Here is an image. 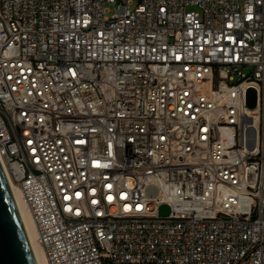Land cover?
Returning <instances> with one entry per match:
<instances>
[{"label":"built area","instance_id":"obj_1","mask_svg":"<svg viewBox=\"0 0 264 264\" xmlns=\"http://www.w3.org/2000/svg\"><path fill=\"white\" fill-rule=\"evenodd\" d=\"M0 160L48 264H264V0H0Z\"/></svg>","mask_w":264,"mask_h":264},{"label":"water","instance_id":"obj_2","mask_svg":"<svg viewBox=\"0 0 264 264\" xmlns=\"http://www.w3.org/2000/svg\"><path fill=\"white\" fill-rule=\"evenodd\" d=\"M249 108L257 105V94L250 89L247 96ZM167 205L161 214H169ZM0 264H38L24 221L20 214L12 186L0 160Z\"/></svg>","mask_w":264,"mask_h":264},{"label":"bare ground","instance_id":"obj_3","mask_svg":"<svg viewBox=\"0 0 264 264\" xmlns=\"http://www.w3.org/2000/svg\"><path fill=\"white\" fill-rule=\"evenodd\" d=\"M13 193H14L20 214H21L22 219L24 221V225H25L27 234L29 236L32 248L34 250L37 262H38V264H48L43 249L37 244V242L35 240V230H34V225H33L32 219L30 218L29 214L23 209L22 205L19 204L16 191L13 190Z\"/></svg>","mask_w":264,"mask_h":264},{"label":"rangeland","instance_id":"obj_4","mask_svg":"<svg viewBox=\"0 0 264 264\" xmlns=\"http://www.w3.org/2000/svg\"><path fill=\"white\" fill-rule=\"evenodd\" d=\"M135 6H132V8H134ZM108 8L110 9V12L111 13H114L116 10H115V7L112 6V5H108Z\"/></svg>","mask_w":264,"mask_h":264}]
</instances>
